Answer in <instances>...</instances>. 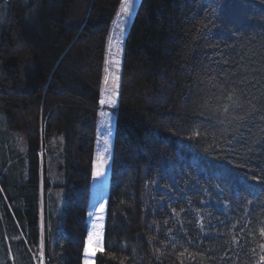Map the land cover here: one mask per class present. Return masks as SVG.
<instances>
[{
	"label": "trees",
	"instance_id": "16d2710c",
	"mask_svg": "<svg viewBox=\"0 0 264 264\" xmlns=\"http://www.w3.org/2000/svg\"><path fill=\"white\" fill-rule=\"evenodd\" d=\"M4 1L0 237L25 260L40 242L42 190L46 264H82L103 60L121 0ZM120 63L94 264H260L264 122L223 107L238 65L264 67V0H139Z\"/></svg>",
	"mask_w": 264,
	"mask_h": 264
},
{
	"label": "rangeland",
	"instance_id": "374dc122",
	"mask_svg": "<svg viewBox=\"0 0 264 264\" xmlns=\"http://www.w3.org/2000/svg\"><path fill=\"white\" fill-rule=\"evenodd\" d=\"M2 1V0H1ZM0 1V2H1ZM139 0H127L129 4V9L127 14L120 11L121 5L125 3V0H121L119 7L116 11V15L112 21L111 29L108 36L106 53L104 55V67H103V77L100 89L99 98V109L97 110L96 117V134H95V144L91 163V174L89 180V191H88V202L85 210V221L87 223V233L84 240V247L82 249V260L81 263L84 264L85 259L90 261V264H94L96 253L103 246V233L105 224V213H106V202L108 196V184L110 176V163H111V147H112V134L114 125V114L115 107L118 98V88H119V69L121 62V50L123 39L129 22L133 16V12ZM5 1L0 3V24L5 19ZM117 13H120L117 15ZM107 79V82L105 80ZM106 101L114 100L115 103H106L104 105L100 104L101 99ZM104 112L107 115L102 116L100 113ZM0 130L8 131L3 122V117L0 114ZM11 132V131H10ZM11 135V134H10ZM16 137V151H17V135ZM13 135L6 138L8 151L11 149L9 143L11 142ZM1 139V136H0ZM105 139L107 144H105ZM13 144V143H12ZM107 148V151H105ZM21 150V149H20ZM14 152V151H13ZM6 158V157H5ZM2 158V155L0 156ZM94 170L99 171L100 175L94 176ZM1 184V181H0ZM8 189V187H7ZM51 199L48 200L50 206H57L62 202L61 200V190L53 189L50 192ZM42 190L39 192V204H40V215H39V228H40V242L35 248L29 249V254L26 255L25 260L17 253L12 252L10 242L4 236L3 240L0 237V264H46L45 257L43 254V242L41 240V233L43 231V216H42ZM48 198V193L47 197ZM101 206H103V212L100 211ZM89 213H92L89 216ZM102 217V219H101ZM93 233L92 247L90 250L95 251L94 256L85 257L84 249L88 243L89 233ZM102 233V243L99 246L95 244V233ZM7 249L5 252L3 248Z\"/></svg>",
	"mask_w": 264,
	"mask_h": 264
},
{
	"label": "snow or ice",
	"instance_id": "6c2138e0",
	"mask_svg": "<svg viewBox=\"0 0 264 264\" xmlns=\"http://www.w3.org/2000/svg\"><path fill=\"white\" fill-rule=\"evenodd\" d=\"M129 9V4L127 0L121 5L120 11L127 14ZM120 13H117L119 15ZM255 73V74H254ZM228 75V74H226ZM232 79L231 87L228 95L225 97L227 100L231 101L230 105H225L223 107V113H229V109L241 110L237 112L236 115L232 116V119L244 123L245 121H250L254 119H259L264 122V67L259 69L249 68L247 65H238L236 70L230 73ZM107 82V79L105 80ZM244 101L243 103L241 101ZM106 103H115L114 100L106 101L105 99L100 100V104L104 105ZM102 116L107 115V113L101 112ZM264 131V128H262ZM105 144L107 140L105 139ZM107 151V148H105ZM100 175L99 171L94 170V176ZM103 206H101L100 211L103 212ZM92 213H89L91 216ZM102 219V217H101ZM261 237H264V227L259 230ZM93 233L88 235V243L84 249L85 257L94 256L95 251L90 250L92 247ZM102 243V233H95V244L99 246ZM259 248L261 252H264V244H260ZM255 251V250H253ZM260 264H264V255L259 257ZM84 264H90L88 259H85Z\"/></svg>",
	"mask_w": 264,
	"mask_h": 264
},
{
	"label": "bare ground",
	"instance_id": "6f19581e",
	"mask_svg": "<svg viewBox=\"0 0 264 264\" xmlns=\"http://www.w3.org/2000/svg\"><path fill=\"white\" fill-rule=\"evenodd\" d=\"M47 213V212H46ZM44 218V217H43Z\"/></svg>",
	"mask_w": 264,
	"mask_h": 264
}]
</instances>
